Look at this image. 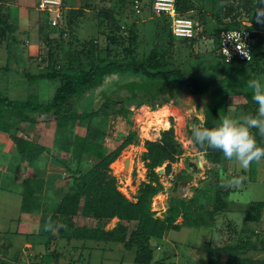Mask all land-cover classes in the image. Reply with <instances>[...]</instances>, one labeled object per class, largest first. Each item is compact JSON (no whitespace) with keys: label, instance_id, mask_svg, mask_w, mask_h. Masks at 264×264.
I'll use <instances>...</instances> for the list:
<instances>
[{"label":"trees","instance_id":"trees-1","mask_svg":"<svg viewBox=\"0 0 264 264\" xmlns=\"http://www.w3.org/2000/svg\"><path fill=\"white\" fill-rule=\"evenodd\" d=\"M208 3L209 5H206L204 9L210 11L215 23L210 33L215 44L214 51L217 50L218 37L222 30L238 28L244 21H253L256 18L257 8L261 6V0H208ZM191 6L190 0H176V9L182 15L186 14ZM83 9H89L88 5L83 4L82 8H73L72 18L69 15L65 17L64 13L63 24L67 27L71 20L83 16ZM97 15H100L106 24L108 21L115 23L108 10L98 12ZM161 20H164L169 28L168 20L163 16ZM46 27H49L48 23ZM246 28L250 30L252 46L264 43V32L255 31L252 27ZM163 29L162 26L161 30L165 31ZM12 33L13 27L8 15L0 8V41L7 37L13 39ZM125 34L127 44L122 56L127 61L125 64L106 58H97L96 55L90 53L92 47L95 46L93 40L88 41L86 46L88 49L85 50L89 54L88 63L82 66L67 67L65 71L57 70L51 65L53 61L51 55H41V60L45 62V65L37 73L29 76V79L32 80L31 82L42 78L54 79L58 81V86L46 103L36 102L31 96L26 100L18 101L1 94L0 130L9 131V119L33 122L36 118L44 122H53V148L58 152H67L69 163L72 158H75L79 164L84 154H91L98 159V162L91 164L84 171L77 168L70 171L69 166L66 168L70 173L67 188L59 196L54 212L41 224L40 235L44 236L46 241L52 237H63L67 240L115 242L121 244L125 250L134 249L132 259L134 264H149L152 259L150 239L161 238L167 231L178 230L181 227L208 226L214 221V217L226 208V200H222L221 193L216 192L212 207L205 208L203 198L200 203L193 195L187 200H177L171 197L163 215L155 216L149 207L150 198L161 190L162 186L157 180L158 176L154 169L167 161H176L183 152L182 145L175 138L173 127L169 126L161 130L158 140L144 141L145 151L141 154L140 160L146 170V180L138 184L134 200H129L117 190L114 178L109 174L108 165L116 158L124 145L129 143L130 136L105 154L101 151L100 145L103 131L96 128L94 120L111 112L124 116L128 111L126 104L129 103H133L134 107L140 106L143 102L153 104L160 96H162L160 103L168 102L178 94L181 87L197 96L212 88L211 101L204 108L202 119L205 126L212 127L219 122L220 116L226 115L229 108L226 104L225 79L230 71L236 73L242 67L251 65L253 58L249 62L233 61L224 64L216 53L220 64L228 72L226 76L218 80L222 81L223 85H221L216 83L217 80L202 79L184 67L174 64L169 50L159 51L153 44L148 54L142 59V56L136 52V37L129 29ZM168 37L170 41L173 38L167 33ZM109 41L114 43V37L109 36ZM235 64L239 65L236 67ZM106 79L114 85L108 86V95L103 94L100 102L98 101L99 103L95 106L82 109L79 99L94 88L100 87ZM240 94L243 97V103L233 107L236 109L235 115L255 114L258 105L252 100L251 90ZM72 98L78 101L75 108L69 105ZM75 123H82L86 126L84 136L74 134L72 130ZM253 132L255 133L256 130L254 129ZM256 139L259 144L264 145V137L256 135ZM12 141L21 153L28 150L24 155L28 160L36 157L40 149L42 150L37 144L21 138L12 136ZM191 145L196 151L203 152L208 164L218 166L220 151L192 143ZM172 190H175L174 186ZM25 197L27 199L31 195ZM193 208L203 210L204 214L192 215ZM262 210H264L262 201L249 203L248 208L243 211V223H258ZM78 215L84 220L91 216L93 223L75 224V218ZM113 218L116 219L114 224L105 228L104 223ZM177 218H180V221H177ZM49 220L53 228L45 230V225ZM53 223L56 225L54 226ZM57 225H63V227H57ZM240 231L243 233L245 229L241 228ZM258 238L257 244L251 243L248 235L245 238L239 237L236 243L205 240L201 244L204 264H264V257L245 255V252L250 250L264 252V234ZM71 261L89 264L80 258Z\"/></svg>","mask_w":264,"mask_h":264},{"label":"rangeland","instance_id":"rangeland-1","mask_svg":"<svg viewBox=\"0 0 264 264\" xmlns=\"http://www.w3.org/2000/svg\"><path fill=\"white\" fill-rule=\"evenodd\" d=\"M4 1L5 0H0V5L2 7H4ZM133 1L134 0H65L66 9L64 10L63 7L62 16L59 18L58 24L56 26H50L48 24L49 27H46L47 16L51 14L47 13L46 16L37 10V13L35 12L36 15L33 17L31 28L27 30V33L21 35V32H18L16 35L17 41L15 43L9 38L0 41V46H3L0 47V58L6 60L9 69L13 71L9 74L3 73L0 75V84H2L0 86V95H7V93H9L10 97L18 101L26 100L31 96L35 98L36 102H48L58 86V81L42 78L31 82L32 80L29 79V76L37 73L41 67L45 65V62L41 60V55H51L53 60L51 65L57 70L65 71L67 67L82 66L88 63L89 54L85 50L88 49L86 46L89 40H93V45H95L90 50V53L96 55L97 58H106L107 60H114L121 64H125L127 61H125L122 56L124 55V48L127 44L125 33L128 29L133 33L132 35L136 37V52L138 55L142 56V59L148 54L154 42L153 45L157 50L163 52L169 50V52H171L169 54L171 60L175 62L179 59V61H181L185 51L183 53L178 52V55L174 58L171 56L172 53L173 55L176 53L173 50L174 48H172L170 38H167V33H171L166 22L161 20V16L154 15L150 7L147 13V6L140 7L139 13H136L132 7ZM138 1L140 2V6L141 4L142 6L145 5V3L150 5L151 2V0ZM25 4L29 5L27 9L34 15V0H25ZM83 4L88 5V10L90 12L87 14L89 19H81L79 17L76 19L73 18L74 20H71L73 23L70 21L66 27L63 24L64 13L65 17L69 15V17L72 18L74 16V13H72V11H74L73 7L82 8ZM107 10L112 16L115 22L114 24L109 21L106 24L105 20H103L100 15H97L98 12ZM149 14H153L154 16H151V19H146ZM190 17L194 20L193 16L190 15ZM140 19L144 20L138 21L136 24V20ZM97 21H99V23H97ZM154 21L155 23L157 21L155 29ZM162 26L165 31L161 30ZM212 27H214L213 23H210L206 32L209 33ZM137 31L139 34L135 33ZM109 36L114 37V43L109 41ZM84 42L85 44H83ZM207 44H209L210 48H213L214 51L213 43L211 44V42L207 41L197 49L199 52V60L198 58L197 60L199 62H204L203 60L210 61L209 58L216 60L212 51L207 52ZM183 49L185 50V48ZM195 52L196 50L193 48L190 49V53ZM22 53L24 54L23 57ZM10 57H12V59H10ZM20 57H22V60L25 62H23L25 66L17 62ZM142 59L139 58V60ZM166 60L170 61V59ZM164 62L166 63L167 61ZM24 70L25 73H23ZM9 78L13 82L12 85H5V82L3 83L4 79L8 80ZM110 85L114 86L112 82H108V79H106L100 87H96L89 91L87 95L79 99L80 107L82 109H88L90 106L92 107L98 104L103 94L108 95V86ZM3 87H5V91L2 89ZM161 98L162 96L153 104L143 102L140 105L142 106V110L140 111L137 110L139 106L134 107L133 103H129L126 104L128 111L124 116L111 112L94 120L96 128L103 131L100 145L102 147L101 151L105 154L117 147L127 136H130L129 143L124 145L116 158L108 165L109 174L113 176L117 190L127 199L134 200L138 184L146 180V170L143 166V162L140 160L141 154L145 151L144 141L158 140L160 132L157 134L155 132L156 129L151 131V123H156V119L160 118L157 116L162 114L161 119L163 121L159 119L155 127L159 126L162 129H166L172 126L175 137L177 140H181L184 145H182L183 152L181 155H179L176 161L171 162L172 174L170 176H164L163 174L157 175V180L161 184L162 189L150 198V210L155 216L161 217L171 197L177 200H187L192 195L196 196L200 203L203 198L205 208H209L212 207L214 203V194L218 192L219 194L221 193L222 200L225 199L227 204L226 208L221 212L222 214L219 213L214 217L215 223L213 221L214 224H211L213 225L212 228L217 229L218 232H221V234L225 236L224 239L220 238L217 242L223 243L229 241L231 243H236L239 237L245 238L248 235L249 241L257 244L259 240L258 236L264 234V210L261 211L260 221L258 223L244 224L242 211H245L249 203L253 201H262L264 203V160L258 163L253 162L247 170H242L235 160L225 159L221 152L218 166L208 164L204 159L203 152L196 151V149L192 147L189 138L192 125H199L202 122L203 110L211 101L210 95L199 97L188 93L184 87H181L178 94L173 96L168 102L160 103ZM69 105L71 108H75L78 105V101L72 98ZM151 110H153V112H150ZM163 113L165 114L164 117ZM226 115H232L234 118L239 117V115H235V112L230 113L229 111L226 112ZM165 116H167V119ZM152 118L154 120H151ZM36 123H46L50 125L42 126V128H47L50 132L52 129V135L48 134L47 140L49 139L50 149L54 150L51 142V140L53 141L54 123L40 121L35 118L33 122H29V125L33 126L31 130H34L33 132H36V127H41L37 126L38 124ZM72 131L78 136H84L86 133V126L82 123H75ZM28 142L34 143L32 141ZM39 152L41 153L42 150L40 149ZM125 158H128V166L126 170H123V160ZM68 160L67 152H61L58 163L62 166L64 172L59 179L61 184H64L63 188H61V192L63 193L69 182L70 173L68 169H66L68 166L70 171L74 168L84 171L91 164L98 162V159L91 154H84L80 158L79 164L75 158H72L70 163ZM189 162L194 164L196 168H191L188 164ZM163 164L164 163L154 169L155 173L156 169L161 168ZM134 165H136L137 173L133 180H131L129 174ZM178 171L191 173L193 179L184 187L174 186L175 190H172V181L174 180L173 173ZM238 177H245V179L238 185L233 184L227 186L230 180ZM58 198L59 197L56 196L38 197L35 195L33 197L31 196L30 199L27 198L22 203V210L28 208L29 211L36 210L37 213H40V227L39 230L36 231V235L29 238L30 242L35 239L38 241V245H36L37 248H34L32 251H24L26 256L23 258L25 259L22 258L20 261H17L19 264H64L76 258L87 261L89 264H134L132 261L134 249L125 250L119 243L78 239L67 240L63 237H52L46 241V238L40 235L41 224H43L45 219L54 212V207ZM39 199L41 201H39ZM191 214L203 215L204 212L203 210H196L193 208ZM230 219L237 224L238 231H236L237 228L230 227ZM113 221L114 220L111 219L107 223H104V227L107 228ZM83 223H93L91 216H88L87 220L82 219L79 215L75 218V224ZM53 224L54 226L56 225V223ZM241 228L245 230L248 229L249 231L251 230V233H249V231L242 233L240 231ZM204 231L205 228L198 230L186 228L178 232H168L166 238L179 241L178 243L180 245H177L178 257L177 259L171 258V262H164L162 264H202V256L198 250V244L201 241L200 238L202 237L201 239H203L204 237ZM229 234L231 237H227ZM255 235H257V237ZM39 236H41V238H39ZM9 238L12 247L8 251L0 249V264H17V255L21 252L20 249H18L20 240L17 236H10ZM149 243L152 248V261L149 264H157L155 259L164 251V244L162 245L163 237L152 238ZM155 246H158V248H155ZM160 246L161 250L158 251ZM189 248L190 254L193 253V256H191L190 259H181L180 256L186 257L185 255ZM263 255L264 253L261 257ZM257 256V254H251V257ZM174 261L176 262L174 263Z\"/></svg>","mask_w":264,"mask_h":264},{"label":"crops","instance_id":"crops-1","mask_svg":"<svg viewBox=\"0 0 264 264\" xmlns=\"http://www.w3.org/2000/svg\"><path fill=\"white\" fill-rule=\"evenodd\" d=\"M35 1L36 0H34V3ZM190 2L192 6L189 8V10L186 11V14L184 15L189 17L191 20L192 18L190 17V15L193 16L194 20H192V22L194 24L195 33L193 38H181L172 35V48H174L173 50L176 54L173 55L172 53L171 56H173L174 58L178 55V52L183 53L185 51L184 57L181 61L177 59L175 62L172 60V62L174 64H178L181 67H184L190 72L195 73L202 79L217 80V84L223 85L222 81L218 80L226 76L228 72L227 69L222 66L219 60L217 59L216 50L213 51V48L211 49L210 45L207 44V52L212 51L216 60L209 58L210 61H198L199 52L197 49L203 44H205L207 41L211 42V44L213 43V39L210 33L211 30L215 27V23L210 14V11L208 9H204L206 5H209L208 0H190ZM3 5L4 7L0 5V8L2 9V11L6 12L9 18V22L13 27V33L11 35L13 39H9L15 43L17 41L16 35L18 32H21V35H23L27 33L28 29L31 28L32 20L33 17L36 15L37 10L34 7L33 15V13H31L27 9L29 5L25 4V0H5ZM144 6H147L146 11L148 13V8L150 7V5H147L145 3V5L143 6L141 4L140 7L142 8ZM73 8H76V6H74ZM83 11V16H80L79 18L89 19L87 13L90 11L88 9H83ZM149 15L146 19H151V16H154L153 14ZM143 20H136V24L138 23V21ZM156 23L154 21V29L156 28ZM210 23H213L214 27H212L210 32L207 33L206 29L208 28V25ZM243 23L246 27H252L255 31L264 32V23H258L256 18H254L253 21H244ZM136 33H138V31ZM213 46L215 48L214 43ZM183 48H185V50ZM191 48L196 50V52L190 53ZM23 55L24 54L22 53V57ZM22 57H20L17 62H19L22 66H25V64H23L24 61L22 60ZM252 58L253 59L251 65L242 67V69H239V71L236 73L230 71L227 76V79H225L224 81V84L227 88L226 104L229 107H234L243 103V97L240 93L243 91H249V82L251 80L259 79L262 83H264V43H257L252 46ZM10 59H12V57H10ZM3 60V58H0V75L3 73H12L13 71L10 70L8 67V62H6V60ZM236 65L238 66L239 64H235L234 66ZM25 70L23 71V73H25ZM4 82L5 85H12L13 83L10 78L8 80L4 79L3 83ZM1 85L2 84H0V86ZM4 88L5 87H3L2 89L5 91L6 89ZM211 89L212 88H210L207 92L203 93L199 97H204L205 95L209 96ZM6 96L9 99L17 100L10 97L9 93H7ZM8 121V125L10 126L9 131L0 130V249L8 251L12 247L9 237L17 236L20 240V246L18 247V249H20L21 251L17 255V262L20 261V259H22L24 256H26V253H24V251H32L34 248H37L36 245H38V241L36 239L30 242L29 238L33 237V235H36V231L39 230L40 213H37L36 210L29 211L28 208L22 210L21 205L26 200L25 196L31 195L33 197L36 195L38 197H59V195L63 193L61 192V188H63L64 186V184H61V181L59 179L62 177L64 172L62 166L58 163L60 160L61 152L51 150L49 145V139L47 140V135H52V129L50 132V130L48 131L47 128H42V126L50 125L46 123H36L38 124L37 126L41 127H36V132H33L34 130L31 131L33 126L29 125V122L16 121L14 119H9ZM12 136L36 143L37 145H39L40 148H42V152L39 153L36 157H31V159L28 160L24 156L28 150H24L23 153L18 151L12 141ZM30 198L31 197H29V199ZM39 201L41 200L39 199ZM112 220L114 221L108 227H111L116 219L113 218ZM177 221H180V218L177 219ZM214 223H209L208 226H188L181 227L178 230L167 231L162 236V245L164 244V251L160 253V255L155 259V262L157 264H162L164 262H171V258L177 259L178 257L177 245H180L178 243L179 241H174L173 239L166 238L168 232H178L179 230L186 228H194L196 230L205 228V231L203 232L204 237L203 239H201L202 237L200 238L201 241L198 244V250L202 256V264H204V254L201 251L202 242L208 239L217 242L220 238L224 239L225 237L223 234H221V232H218L217 229L212 228L213 225L211 224ZM229 224L230 227H235V229L237 228L236 231H238V226L232 219H230ZM245 231H243V233ZM227 237H231V235L229 234V236ZM39 238H41V236H39ZM161 246L159 247L158 251L161 250ZM155 248H158V246H155ZM263 253L264 252L262 251L250 250L245 252V255L251 257V254H257V257L262 258L264 257V255L261 257ZM185 256L186 257L180 256V258L190 259L191 256H193V253L190 254V248L186 252ZM175 262L176 261H174V263ZM17 264L19 263L17 262Z\"/></svg>","mask_w":264,"mask_h":264},{"label":"clouds","instance_id":"clouds-1","mask_svg":"<svg viewBox=\"0 0 264 264\" xmlns=\"http://www.w3.org/2000/svg\"><path fill=\"white\" fill-rule=\"evenodd\" d=\"M264 0L257 8L255 16L258 23H264ZM227 38L239 41L236 33H228ZM240 50V45H237ZM251 97L258 105L255 114H241L234 118L232 115L219 117V122L212 127L205 126V122L192 125L190 141L193 145L206 146L213 150L222 152L227 160H235L242 170H247L253 162L264 160V145L257 142L256 135L264 137V83L259 79L249 82ZM228 111L234 113L235 108L229 107ZM256 130L254 133L253 130ZM245 177L230 180L227 186L238 185ZM63 227V225H57ZM53 225L49 220L45 230H52Z\"/></svg>","mask_w":264,"mask_h":264},{"label":"built area","instance_id":"built-area-1","mask_svg":"<svg viewBox=\"0 0 264 264\" xmlns=\"http://www.w3.org/2000/svg\"><path fill=\"white\" fill-rule=\"evenodd\" d=\"M132 7L136 13L139 12V2L137 0L133 1ZM66 9L65 0H36L35 8L40 13L45 14L50 13L47 16V23L50 26H56L59 22V18L62 16V9ZM151 11L157 16L165 17L169 22V31L171 35L181 38H193L194 36V24L192 20L182 15L176 9V0H151L150 3ZM242 27L224 29L220 32L217 42V53L224 64L231 63L233 61L239 62H249L252 59V44L250 38V30H248L244 23ZM228 33H236L240 37L239 41L230 40L227 38ZM240 45V50L237 45ZM137 110H142V106L137 107ZM150 112H153L151 110ZM167 119V116H165ZM161 119V118H160ZM165 119V121H166ZM151 120H154L153 118ZM162 120V119H161ZM163 121V120H162ZM167 123V121H166ZM156 123H151V131L156 129L158 134L162 129L156 126ZM176 138V137H175ZM177 139V138H176ZM181 145L184 143L181 140H177ZM64 264H82L80 261H68Z\"/></svg>","mask_w":264,"mask_h":264},{"label":"water","instance_id":"water-1","mask_svg":"<svg viewBox=\"0 0 264 264\" xmlns=\"http://www.w3.org/2000/svg\"><path fill=\"white\" fill-rule=\"evenodd\" d=\"M191 168H196V166L194 164H192L191 162L188 163ZM128 166V158H125L123 160V170H126ZM137 170H136V165L132 166L131 170H130V179L133 180L134 176H136ZM156 173L157 175L163 174L164 176H170L172 174V166H171V162L167 161L163 164V166L161 168H157L156 169ZM174 175V180L172 181V185L173 186H178V187H184L186 184H189L192 179L193 176L191 173L189 172H175L173 173Z\"/></svg>","mask_w":264,"mask_h":264},{"label":"bare ground","instance_id":"bare-ground-1","mask_svg":"<svg viewBox=\"0 0 264 264\" xmlns=\"http://www.w3.org/2000/svg\"><path fill=\"white\" fill-rule=\"evenodd\" d=\"M164 115H165V114L163 113V117H164ZM154 116H155V115H154ZM157 117H160V118H161V117H162V114H161L160 116L158 115ZM160 118H158V119H156V120L158 121ZM114 163H115V162H114ZM116 164H117V163H116ZM118 167H119V166H118ZM139 175H140V174H139Z\"/></svg>","mask_w":264,"mask_h":264}]
</instances>
